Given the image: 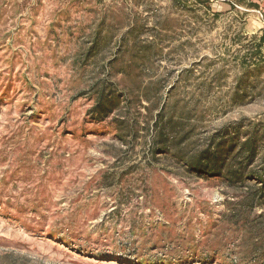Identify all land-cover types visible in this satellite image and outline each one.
Listing matches in <instances>:
<instances>
[{
  "label": "rangeland",
  "instance_id": "1",
  "mask_svg": "<svg viewBox=\"0 0 264 264\" xmlns=\"http://www.w3.org/2000/svg\"><path fill=\"white\" fill-rule=\"evenodd\" d=\"M261 214L264 0H0V264H264Z\"/></svg>",
  "mask_w": 264,
  "mask_h": 264
},
{
  "label": "trees",
  "instance_id": "2",
  "mask_svg": "<svg viewBox=\"0 0 264 264\" xmlns=\"http://www.w3.org/2000/svg\"><path fill=\"white\" fill-rule=\"evenodd\" d=\"M196 168V167H195ZM253 200V199H252ZM258 218L264 219V214H261Z\"/></svg>",
  "mask_w": 264,
  "mask_h": 264
}]
</instances>
